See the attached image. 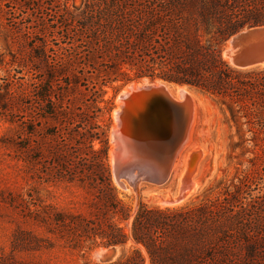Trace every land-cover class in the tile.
<instances>
[{
  "label": "trees",
  "instance_id": "obj_1",
  "mask_svg": "<svg viewBox=\"0 0 264 264\" xmlns=\"http://www.w3.org/2000/svg\"><path fill=\"white\" fill-rule=\"evenodd\" d=\"M4 6L10 8L9 1ZM63 17V36L71 47L52 58L49 81L37 97L40 112L25 131L31 141L39 118L65 124L62 129L69 133L74 128L72 136L79 137L75 150L66 144V134L53 128L65 143L55 178L78 184L92 199L85 214L41 205L29 195L32 225L60 235L83 256L133 242L127 253L104 264H264V193L253 195L249 174L221 182L218 192L211 188L193 206L140 203L132 217L113 183L107 131L97 121L101 87L161 80L219 100L235 121L238 114L255 116L264 133V71L235 69L222 51L234 34L264 26V0H84L76 11L66 8ZM54 85L60 91L55 100ZM2 111L6 108L0 105V116ZM24 148L42 154L38 143ZM44 234L18 229L0 264H41L17 254L54 249L56 243Z\"/></svg>",
  "mask_w": 264,
  "mask_h": 264
},
{
  "label": "rangeland",
  "instance_id": "obj_2",
  "mask_svg": "<svg viewBox=\"0 0 264 264\" xmlns=\"http://www.w3.org/2000/svg\"><path fill=\"white\" fill-rule=\"evenodd\" d=\"M7 1L10 5L8 9L4 6ZM83 4L84 0H0V11L3 12L0 13V105L6 108L0 116V256L10 253L11 243L18 229L44 234V230L34 227L28 217V209L34 210L33 207H27L29 195L39 200V203L41 201V205L51 204L73 213L87 214L90 211L92 197L85 189L76 183H66L55 178L59 169L58 162L63 163L60 154L65 143L59 138V134L55 135L53 128L62 130L61 133L66 134V144L75 150L78 148L79 137L72 136L77 133H74V128L69 133L63 131L65 124L61 126L51 119L39 118L41 125L35 127L37 133L31 141L27 140L28 134L25 131L32 128V124L27 122L33 120L36 112H40L37 97L38 94H43L42 90L49 81L48 66L53 62L52 58H61L64 49L71 47L63 36L67 28L63 17L65 9L76 11ZM6 12L9 14L2 16ZM68 28L72 29V26ZM225 48L226 42L222 47L223 57ZM250 70L262 72L264 66L247 71ZM144 81L146 80L101 87L99 107L102 113L97 121L102 131H107L110 168V133L116 125L113 114L119 108L118 96L129 85H139ZM184 87L191 94L196 116L194 115L195 124L191 127L190 139L176 164L180 169L176 166L178 170L175 169L169 181L163 185L142 181L134 187L130 180L123 179L121 181L126 187L122 188L113 180L119 198L130 207L132 217L140 203L151 207H172L161 203V199H171L178 192L182 185L180 173L186 167L182 165V159L186 157L189 160V152L197 149L202 150L204 156L199 162L200 171L192 179L202 175L204 183L198 194L195 193L197 195H192L182 205L180 203L173 205L174 207L198 204L211 188L218 192L222 187L221 182L230 183L234 177H242L244 174H249L252 179L251 189H256L254 196L260 191L261 194L264 193V133L258 119L242 113L238 114L235 121L225 104L193 88ZM170 88L176 93L177 87L172 85ZM53 90L55 100L54 96L60 91L56 85ZM7 91L12 95L5 96ZM254 95L255 98L259 97ZM36 143L42 147V154L34 155L24 148L27 144L36 147ZM94 147L99 149L100 142L95 141ZM130 223L127 222L129 226ZM44 235L56 243L54 249L35 255L23 252L17 254V258L41 264H104L117 260L133 246L130 241L126 247H118L113 258L103 256L108 253L109 248H98L83 256L78 251L71 250L60 235Z\"/></svg>",
  "mask_w": 264,
  "mask_h": 264
},
{
  "label": "water",
  "instance_id": "obj_3",
  "mask_svg": "<svg viewBox=\"0 0 264 264\" xmlns=\"http://www.w3.org/2000/svg\"><path fill=\"white\" fill-rule=\"evenodd\" d=\"M224 53L229 58L227 62L238 70L264 66V26L246 28L231 36L226 41ZM118 98L123 105L118 113L117 130H111L110 133V140L112 136L115 138L113 155L117 181L128 179L135 185L142 181L165 184L173 173L180 146L189 137L193 113L191 102L179 101L169 94L165 86L156 82H149L148 86L137 88L136 91L131 89V94L121 93ZM126 155L137 161L123 163L122 158ZM200 158L198 149L189 152L185 172V180L189 182L182 188V197L190 190L194 166ZM138 179H141L140 182ZM124 186L121 183V187ZM174 198L163 202L173 204L176 201ZM116 253L117 247H111L103 256L113 258Z\"/></svg>",
  "mask_w": 264,
  "mask_h": 264
},
{
  "label": "bare ground",
  "instance_id": "obj_4",
  "mask_svg": "<svg viewBox=\"0 0 264 264\" xmlns=\"http://www.w3.org/2000/svg\"><path fill=\"white\" fill-rule=\"evenodd\" d=\"M228 47H229V45H228ZM224 58L227 60V61H229V58L227 57V55H226V53H224ZM156 84H162L163 86H165V88L167 89V91L169 92V94L171 95V96H173V97H175V98H177L179 101H181V102H184L185 100L186 101H190L191 102V104H192V106H193V113H192V122H191V124H190V127H189V137H188V139H187V141H186V143L183 145H181L180 146V148H179V150H178V152H177V155H176V159H175V163H174V165H173V171L175 170V169H177L176 168V164H177V161H179V158H180V156H181V153H182V151L185 149V147L187 146V143H188V141H189V139H190V131H191V127L193 128V126L192 125H194L193 124V122H195V120H194V115L196 116V114H194L195 113V109H194V105H193V103H192V101H191V94L189 93V91H188V88H186V87H177L176 88V93H173L172 92V90H171V88H170V85H168V84H166V83H163V82H161V81H158V82H156ZM149 85V81H144L142 84H139V85H136V84H132V85H129L128 87H126L125 88V90L122 92V94H126V93H129V94H131V89H133V91H136V89L137 88H142V87H144V86H148ZM138 95V94H137ZM136 95V96H137ZM185 95H187L188 97H186ZM135 96V97H136ZM188 99H190V100H188ZM199 100V99H198ZM200 101V100H199ZM196 102V101H195ZM198 102V101H197ZM117 103H118V105H119V108L114 112V114H113V117H114V120H115V123H116V125H114V127H113V129H112V132H114V131H116L117 130V125H118V113L120 112V110H121V106L123 105V102L121 101V99L119 98L118 100H117ZM198 106V105H197ZM199 107V106H198ZM195 119H196V117H195ZM114 137L112 136L111 137V144H112V149H111V151H110V162H111V165H112V168H113V175H114V181H115V183L119 186V187H121V183H123L121 180L120 181H117V177H116V173H115V170H114V155H113V152H114V148H115V141H114ZM198 151H200V153H201V158L199 159V161L195 164V166H194V173H193V176L197 173V172H199L200 171V167H199V162H200V160L202 159V157L204 156V152L202 151V150H198ZM185 156V155H184ZM187 156V155H186ZM188 157H189V155H188ZM123 163H127V162H131L132 161V163H134V162H136L137 160L136 159H134V157H130V156H128V155H126V156H124L123 158ZM183 160V163H182V165L183 166H185L186 165V167H185V170H184V172L181 174L180 173V177H181V181H182V185L179 187V189H178V192L174 195V196H172V197H175L174 199L176 200L175 201V203H173V204H170L169 206H172V207H174L175 205L177 206V205H179L180 203H181V205H182V202H184V201H186L189 197H192V195H194L195 193H197L198 194V190L201 188V186L203 185L202 183H204L203 181V179H202V175L200 176V178H196V179H192L191 178V187H190V190L185 194V196H181L182 195V193H183V191H182V188H183V186H184V184L185 183H187V182H189V180L188 179H186L185 180V172L187 171L186 169H187V166H188V163H189V160H188V158H184V159H182ZM188 161V162H187ZM178 167V166H177ZM179 168V167H178ZM180 169V168H179ZM202 169V168H201ZM178 170V169H177ZM176 171V170H175ZM178 172L179 171H177V174H178ZM204 172H205V170H204ZM203 172V173H204ZM201 173V172H200ZM177 174H174V175H177ZM202 174V173H201ZM182 175V176H181ZM134 176H136V175H134ZM192 176V177H193ZM136 177H138V175L136 176ZM205 177V176H204ZM139 181L138 182H140V180L141 179H138ZM180 181V180H179ZM186 181V182H185ZM124 184V183H123ZM132 185L134 186V187H137V185H138V183H137V185H135L134 183H132ZM124 187H126V186H124ZM197 194H195V195H197ZM171 197V198H172ZM163 200H169V199H161V203H163L164 205H167V204H165L164 202H163ZM190 200V199H189ZM174 205V206H173Z\"/></svg>",
  "mask_w": 264,
  "mask_h": 264
}]
</instances>
